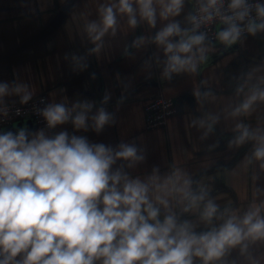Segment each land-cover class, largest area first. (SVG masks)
<instances>
[{
  "label": "crops",
  "instance_id": "1",
  "mask_svg": "<svg viewBox=\"0 0 264 264\" xmlns=\"http://www.w3.org/2000/svg\"><path fill=\"white\" fill-rule=\"evenodd\" d=\"M195 1L184 0L180 14L167 20L160 17V5L154 4L155 27L141 18L135 4V27L129 25L127 14L114 9L115 34L110 29L94 43L87 25L95 22L102 27V6L118 0H0V84L8 85L0 103L21 101L25 91H15L21 86L31 98L46 93L50 104L71 108L90 102L89 115L103 107L113 119L100 133L91 127L76 130L71 123L49 131L35 127L30 119L16 127L29 133L44 130L47 135L67 131L113 148L134 145L142 161L131 167L120 160L113 165V170L122 167L130 179L148 182L154 169L161 177L179 170L206 198L183 212L184 204L173 194L168 197L170 210L200 233L218 229L230 218L240 223L249 212L264 219V159L254 155L258 137L264 135V100L258 98L247 111L234 115L254 92L264 91V31L232 44L205 39L194 46V72L165 76L167 55L154 37L171 22H178L188 35H198L189 29ZM225 27L220 24L218 32ZM171 39L176 42L180 37ZM96 43L101 44L99 51H93ZM159 94L174 98L178 112L167 126L149 129L145 106ZM244 128L250 137L236 143ZM4 132L0 129V134ZM157 194L150 186L153 202ZM208 200L218 208L210 223L200 218ZM157 206L163 220L165 209ZM193 262L203 264L198 257ZM210 264H264V238L249 237Z\"/></svg>",
  "mask_w": 264,
  "mask_h": 264
},
{
  "label": "clouds",
  "instance_id": "2",
  "mask_svg": "<svg viewBox=\"0 0 264 264\" xmlns=\"http://www.w3.org/2000/svg\"><path fill=\"white\" fill-rule=\"evenodd\" d=\"M157 3L160 17L167 20L180 14L184 0H118V4L102 6V27L92 22L87 32L94 43L102 41L110 29L115 34L114 9L127 14L129 25L135 27L134 4L141 18L155 27ZM223 6L224 0H207L201 7L204 15L199 20L191 17L194 26L198 28L200 22L220 16L227 27L218 33V38L227 44L240 38V23L246 20L244 27L250 34L264 31V3L230 0V14L222 12ZM253 9L255 18L251 16ZM172 37L180 39L173 42ZM204 40V33L188 35L178 22L168 23L158 31L153 42L163 46L167 55L164 75L194 72L193 49ZM100 47L96 43L93 51ZM15 91H25L21 103L31 98L21 86ZM7 92L8 85L0 84V97ZM258 98L264 100V91L254 92L234 115L247 111ZM92 107L90 102L71 108L54 103L41 115L48 129L71 123L76 130L91 127L100 133L113 118L103 107L89 115ZM249 137L244 128L236 143ZM258 140L254 155L264 159V135ZM143 159L134 145L121 143L113 148L67 131L47 135L44 130L29 133L21 128L15 134H0V264H194V257L210 264L249 237L264 238V219L255 212L247 213L240 223L230 218L218 229L197 233L195 225L181 221L170 210L168 197L173 194L179 195L183 212L197 208L206 198L203 190L191 188L192 181L179 170L161 177L154 169L148 182L130 179L122 167L113 170L118 160L128 161L131 167ZM150 186L158 193L155 202L149 197ZM157 205L165 209L163 220ZM217 211V206L208 200L200 218L210 223ZM18 256L22 259L17 260Z\"/></svg>",
  "mask_w": 264,
  "mask_h": 264
},
{
  "label": "built area",
  "instance_id": "3",
  "mask_svg": "<svg viewBox=\"0 0 264 264\" xmlns=\"http://www.w3.org/2000/svg\"><path fill=\"white\" fill-rule=\"evenodd\" d=\"M229 2L230 0H224L222 12L225 14H230L227 12V5ZM206 3L207 1L196 0L193 4L191 17L195 16L199 20L200 17L204 15V13L201 12V7ZM249 3H264V0H249ZM251 16L253 18L256 17L254 9L251 13ZM222 23L223 22L221 21L220 16H215L211 21L200 22L199 27L196 28L192 20H190L189 29L193 32H196L198 35L200 33H204L205 39L217 41L219 39L218 26ZM246 23L247 20L243 23H240V26L243 29L240 37L250 34L246 27H244ZM49 104V98L46 93L30 98L27 103H21L19 100L11 103H0V129H11L10 131L15 134L18 131L16 126L22 121L30 119L35 127L43 128L49 131L52 130L48 129L47 122L41 115V111ZM177 112L178 108L175 100L172 97L159 94L149 100L145 106L146 126L149 129L165 127L167 126L170 118L175 116Z\"/></svg>",
  "mask_w": 264,
  "mask_h": 264
},
{
  "label": "water",
  "instance_id": "4",
  "mask_svg": "<svg viewBox=\"0 0 264 264\" xmlns=\"http://www.w3.org/2000/svg\"><path fill=\"white\" fill-rule=\"evenodd\" d=\"M6 131H9V130H6Z\"/></svg>",
  "mask_w": 264,
  "mask_h": 264
}]
</instances>
